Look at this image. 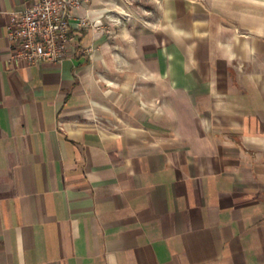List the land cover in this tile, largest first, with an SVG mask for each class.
Here are the masks:
<instances>
[{"label":"crops","instance_id":"obj_1","mask_svg":"<svg viewBox=\"0 0 264 264\" xmlns=\"http://www.w3.org/2000/svg\"><path fill=\"white\" fill-rule=\"evenodd\" d=\"M34 1L0 0V264H264V0H83L29 64Z\"/></svg>","mask_w":264,"mask_h":264},{"label":"built area","instance_id":"obj_2","mask_svg":"<svg viewBox=\"0 0 264 264\" xmlns=\"http://www.w3.org/2000/svg\"><path fill=\"white\" fill-rule=\"evenodd\" d=\"M82 2L35 0L25 10L11 13L8 33L14 43L13 59L29 64L62 61L72 39V10Z\"/></svg>","mask_w":264,"mask_h":264},{"label":"rangeland","instance_id":"obj_3","mask_svg":"<svg viewBox=\"0 0 264 264\" xmlns=\"http://www.w3.org/2000/svg\"><path fill=\"white\" fill-rule=\"evenodd\" d=\"M150 1H154V0H118V2H120V4H125V5H129L130 3L131 4H141V5H147L149 6L150 4ZM105 4H108L109 6H111V10L108 11L105 15L106 19L109 20L110 19V15L111 14H116L115 17V26H122V22L124 21H128V18L130 19V15H128V13H124V12H118L117 10L119 9L120 11L122 10L121 7H117L115 6V10L113 9L112 10V5H113V0H109L108 3H105ZM131 14V13H130ZM112 16V15H111ZM111 20V19H110ZM107 23H105L106 25ZM109 26V24H107Z\"/></svg>","mask_w":264,"mask_h":264}]
</instances>
